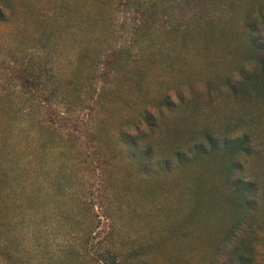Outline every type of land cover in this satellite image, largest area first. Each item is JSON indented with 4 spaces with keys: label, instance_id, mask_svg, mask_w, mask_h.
<instances>
[{
    "label": "rangeland",
    "instance_id": "374dc122",
    "mask_svg": "<svg viewBox=\"0 0 264 264\" xmlns=\"http://www.w3.org/2000/svg\"><path fill=\"white\" fill-rule=\"evenodd\" d=\"M58 1L0 0V236L6 248L21 254L15 262L0 251V264H110L102 257L108 246L116 250L119 264H241L229 259L234 242L225 239L244 209L228 185L225 168L231 158L223 153L191 158L196 144L210 147L206 133L219 140L252 138L253 153L237 156L241 163L234 175L258 182V206L250 212L256 218L237 230L236 241L243 237L252 247L250 264H264V96L233 94L223 82L228 74L239 79L242 70L253 71L244 20L252 9L257 16L255 0H243L224 14L230 49L204 43L197 31L196 45H177L166 58L149 63L140 81L106 95L92 113L91 126H83L92 117L88 108L76 126L49 131L39 120L50 103L14 100L20 88L7 90L14 85L10 67L42 54L66 78L81 62L80 50L94 48L98 40L108 45L112 18H117L115 39L121 40L128 33L125 20L134 16L126 0H66L67 20L58 16L56 25L44 22L42 16H50ZM258 19L264 37V18ZM44 33L50 36L45 45ZM167 90L175 105L161 113L150 107L159 122L149 135L156 153L150 164L157 171L144 175L118 137L121 130L147 129L141 109L159 102ZM32 96L37 102L42 93ZM13 100L18 101L14 107ZM69 133L88 153L97 151L93 162L78 163L82 155L64 142ZM179 150L191 159L188 163H180ZM67 171L65 185L73 187L63 192L53 185ZM106 180L111 190L105 204L115 209V221L104 216V197H98ZM83 198L88 203H81ZM84 207L99 216L88 242L71 215Z\"/></svg>",
    "mask_w": 264,
    "mask_h": 264
},
{
    "label": "trees",
    "instance_id": "16d2710c",
    "mask_svg": "<svg viewBox=\"0 0 264 264\" xmlns=\"http://www.w3.org/2000/svg\"><path fill=\"white\" fill-rule=\"evenodd\" d=\"M243 0H126V8L129 13H133L129 20H125L128 27L126 38L115 39L116 17L110 21L107 30L110 33L108 45L104 46V40H98L94 48H84L80 50V63H77L71 70L68 77L60 74L59 68L51 67L44 61L39 54V58L34 56L23 60L19 66H11V76L14 82L13 86L7 89L9 92H15L20 88L19 94L14 100L26 99L29 103H37L38 106L44 102L50 103V110L41 117L40 124L47 130H56L55 126L72 123H80L81 113L89 110L92 114L98 107L103 105L106 95H116L121 88L129 85L131 82H138L146 71L149 63L156 59H163L168 56V52L174 51L177 45L190 47L196 45L197 31L202 32L204 43L208 45H223L224 49L232 45L229 32L223 22V16L228 11H235ZM255 13L250 10L244 20V26L250 32L249 44L253 50V71L242 70L241 78L235 79L232 75H226L223 78L224 84L231 93L239 94L246 92L250 95L264 96V37L262 34L259 16L264 18V0H255ZM70 2L60 0L52 6L50 16L44 14V22H58L57 17L67 20V12ZM47 11V10H46ZM45 11V12H46ZM146 12L149 15L146 16ZM49 15V14H48ZM60 23V22H58ZM163 29V30H161ZM41 37V41L48 44L47 35ZM124 36V37H125ZM118 41L121 42L118 44ZM85 43H88L87 40ZM165 44H169L165 46ZM167 47V49H166ZM169 48V49H168ZM191 48V47H190ZM166 49V50H165ZM44 59V60H43ZM10 65V64H9ZM17 91V92H18ZM42 93L37 102L32 96L34 92ZM176 92V91H175ZM11 94V93H9ZM176 94H179L177 90ZM12 106L17 104L14 101ZM74 104H79L74 107ZM175 105V99L167 91L159 98V102L150 103L141 109V123L147 126V129H138L136 132L120 131L118 141L127 150L130 160L136 163L140 172L144 175H151L157 170L151 166V161L155 159L156 153L152 143L149 142V135L155 133L159 127L156 114L151 112L150 107L155 108L159 113L162 108H171ZM65 107L67 110H62ZM43 111V110H42ZM92 117H89L83 126H91ZM86 129V128H85ZM75 133H69L64 140L65 143L75 142ZM205 138L210 147L207 149L203 143H198L192 159L196 156L207 157L213 154L223 153L231 158L225 170L227 181L232 191L238 195L242 201L244 209L241 211L236 223L227 232L225 239L228 242H234L229 259H238L241 264H250L254 258L252 247L248 245L244 238L238 241V231L242 224L249 225L250 212L257 210L258 192L260 186L257 181L246 178L243 174L235 176L234 171L240 168L238 155L253 153V141L251 136L243 134L238 137H225L222 140L215 137L212 133H206ZM72 148L81 154L79 164H89L94 161L97 151L93 154L88 153L85 148L77 143H73ZM183 151L179 150L177 155L181 164L188 163L191 159L186 158ZM102 167L105 174L107 171ZM101 171V172H102ZM58 177L54 182V187L63 192L73 187L65 185V178L71 173ZM109 180V179H108ZM106 180L101 184L98 197H104L102 200L103 213L106 218L115 221V209L108 207L106 193L111 190V182ZM63 184V185H62ZM81 203H88L86 198ZM106 205V206H105ZM73 223L80 226L81 238L88 242L97 228L98 217L91 210L82 208L78 213H71ZM113 232H110L112 235ZM0 236V251L7 256H11L14 261L21 259L14 251L9 250L2 243ZM20 252V250H19ZM103 259L106 263L119 264L117 252L113 246L106 248ZM19 259V260H20ZM24 260H22L23 263ZM24 264H33L29 260Z\"/></svg>",
    "mask_w": 264,
    "mask_h": 264
}]
</instances>
